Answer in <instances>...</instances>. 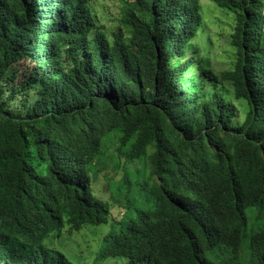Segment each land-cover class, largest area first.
Segmentation results:
<instances>
[{"label":"trees","instance_id":"obj_1","mask_svg":"<svg viewBox=\"0 0 264 264\" xmlns=\"http://www.w3.org/2000/svg\"><path fill=\"white\" fill-rule=\"evenodd\" d=\"M119 1L110 39L88 0H0V264H73L49 236L110 223L103 258L264 264V0H211L235 17L222 73L190 45L201 0ZM109 148L149 162L114 218Z\"/></svg>","mask_w":264,"mask_h":264},{"label":"rangeland","instance_id":"obj_2","mask_svg":"<svg viewBox=\"0 0 264 264\" xmlns=\"http://www.w3.org/2000/svg\"><path fill=\"white\" fill-rule=\"evenodd\" d=\"M96 16L97 27L110 39L118 38L121 3L119 0H88ZM202 27L190 45L195 47L199 61L210 59L212 67L218 73L230 69L234 63V49L231 46L235 17L231 12L220 8L211 0H201ZM228 99H232L231 89L226 86ZM144 157L135 162H128L113 148L107 149L105 158L98 160V169L93 174V189L97 198L109 204L111 218L119 214L120 204L129 199L133 204L143 202L136 194H128L118 183L126 170H143L149 166ZM101 161V162H100ZM120 161V162H119ZM100 162V163H99ZM113 185L112 188V183ZM113 217V218H114ZM110 224L99 226L86 225L79 232H69L65 226L62 232L54 233L46 240L51 250L63 252L73 264H126L125 258H103L99 249L104 235L110 230Z\"/></svg>","mask_w":264,"mask_h":264}]
</instances>
